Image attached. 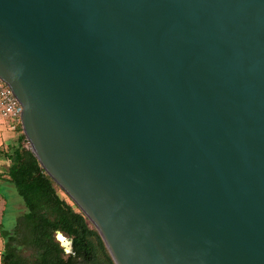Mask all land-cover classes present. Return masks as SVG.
Returning a JSON list of instances; mask_svg holds the SVG:
<instances>
[{"label": "water", "instance_id": "95a60500", "mask_svg": "<svg viewBox=\"0 0 264 264\" xmlns=\"http://www.w3.org/2000/svg\"><path fill=\"white\" fill-rule=\"evenodd\" d=\"M0 79L115 264H264V0H0Z\"/></svg>", "mask_w": 264, "mask_h": 264}, {"label": "trees", "instance_id": "16d2710c", "mask_svg": "<svg viewBox=\"0 0 264 264\" xmlns=\"http://www.w3.org/2000/svg\"><path fill=\"white\" fill-rule=\"evenodd\" d=\"M25 139L22 132L17 144L0 149V156L11 162L7 180L26 207L13 229L1 225V264H115L98 229L46 172ZM58 233L69 238V246L58 240Z\"/></svg>", "mask_w": 264, "mask_h": 264}, {"label": "crops", "instance_id": "0c3cea01", "mask_svg": "<svg viewBox=\"0 0 264 264\" xmlns=\"http://www.w3.org/2000/svg\"><path fill=\"white\" fill-rule=\"evenodd\" d=\"M0 125L5 126L6 130L12 132L10 135H0V149L7 147L8 144H17L19 142L21 133L24 131H21L19 128V125L15 129H13V123H8V121H0ZM22 126V125H21ZM23 128V127H22ZM20 131V132H19ZM15 132H18L16 134ZM27 139V137H26ZM25 139V143H26ZM11 166V162L8 160L2 158L0 156V228L4 220V214L7 206V196L4 192V189H10L11 186H14L11 182L7 180L8 172ZM2 251H3V240L0 237V264L2 259Z\"/></svg>", "mask_w": 264, "mask_h": 264}, {"label": "rangeland", "instance_id": "374dc122", "mask_svg": "<svg viewBox=\"0 0 264 264\" xmlns=\"http://www.w3.org/2000/svg\"><path fill=\"white\" fill-rule=\"evenodd\" d=\"M9 125L13 123L11 120H7ZM20 132V131H19ZM12 132L6 130L5 126L0 125V135L11 134ZM18 134V132H15ZM12 188L4 189V192L7 196V206L4 214V226L7 229H13L16 225L18 219L24 214L26 211V207L24 205L23 198L18 194L15 186H11ZM65 196V194H63ZM58 240H60L66 246H69V238L65 236L63 233H58L56 235ZM4 246V245H3Z\"/></svg>", "mask_w": 264, "mask_h": 264}, {"label": "built area", "instance_id": "2783aa9c", "mask_svg": "<svg viewBox=\"0 0 264 264\" xmlns=\"http://www.w3.org/2000/svg\"><path fill=\"white\" fill-rule=\"evenodd\" d=\"M24 106L14 93L12 87L0 79V121L11 120L13 129L17 127L19 122L22 125V112ZM26 146L31 148V143L26 139Z\"/></svg>", "mask_w": 264, "mask_h": 264}]
</instances>
